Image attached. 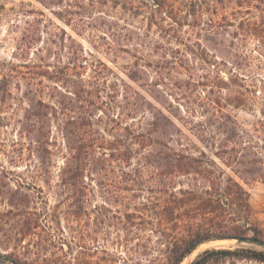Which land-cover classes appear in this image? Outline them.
I'll use <instances>...</instances> for the list:
<instances>
[{
	"label": "rangeland",
	"instance_id": "374dc122",
	"mask_svg": "<svg viewBox=\"0 0 264 264\" xmlns=\"http://www.w3.org/2000/svg\"><path fill=\"white\" fill-rule=\"evenodd\" d=\"M41 1L0 0V80L13 64L31 59L49 64L44 80L51 86L41 87L43 98L59 100L52 86L66 94L57 117L51 116L53 160L44 164L32 154L36 145L19 121L28 106L24 81L0 109V264H154L153 252L133 253L137 240L129 252L125 214L120 205L99 207L106 199L95 181L86 180L94 193L78 215L69 214L60 194L68 153L63 120L86 118L118 146V132L109 125L118 120L130 87L176 123L181 141L173 146L185 145L188 155L214 161L242 184L253 222L264 229V177L244 180L225 164L228 153L217 155L219 147L236 146L264 161V0ZM22 51L28 55L20 59ZM122 117L121 125L127 122L134 132L145 120L141 113ZM228 130L234 131L230 141ZM192 176L182 174L181 180ZM231 247H238L234 240L205 242L181 264L207 249Z\"/></svg>",
	"mask_w": 264,
	"mask_h": 264
},
{
	"label": "trees",
	"instance_id": "16d2710c",
	"mask_svg": "<svg viewBox=\"0 0 264 264\" xmlns=\"http://www.w3.org/2000/svg\"><path fill=\"white\" fill-rule=\"evenodd\" d=\"M27 55L28 51L16 54L20 59ZM21 61L23 64H13L2 74L0 109L14 99L12 87L24 81L23 98L28 106L19 121L25 136L36 145L32 154L44 164L53 160L49 137L51 122L52 117H57L59 103H63L61 98L66 94L52 86L56 89L52 96H58L59 100L46 101L41 87L51 86L44 80L46 73H50L49 64H30L31 59ZM152 97L157 100V96L152 94ZM119 107V121L113 118L109 125L112 132H118V146L104 134L100 135L86 118L78 122L69 115L71 117L63 120L68 153L60 172L64 190L60 194L66 196L64 201L68 202L69 214L86 211L94 193L86 180L95 181L106 199L99 207L120 205L125 214L123 240L129 252L134 249L129 245L137 240L139 247L133 253L148 256L153 252L154 264H181L201 244L212 240H264V229L253 222L248 191L233 176L214 165V161L188 155L183 144L181 148L173 146L172 142L178 138V142L181 141V135L176 123L163 110L132 87L125 89L124 104ZM139 113L145 120L138 132L127 122L121 125V115L128 118ZM227 133L230 141L234 131ZM223 152L228 153L225 164L240 178L264 177V161L257 152L236 146L229 151L219 147L217 155ZM186 173L193 175L187 182L181 180V175ZM227 259L264 263V251L242 246L211 248L189 264ZM14 264L23 263L14 260Z\"/></svg>",
	"mask_w": 264,
	"mask_h": 264
},
{
	"label": "water",
	"instance_id": "95a60500",
	"mask_svg": "<svg viewBox=\"0 0 264 264\" xmlns=\"http://www.w3.org/2000/svg\"><path fill=\"white\" fill-rule=\"evenodd\" d=\"M226 240H234L236 242V244L238 245V247L239 246L257 247V248L264 249V240L258 239V238H235V239H226ZM243 245H248V246H243Z\"/></svg>",
	"mask_w": 264,
	"mask_h": 264
}]
</instances>
